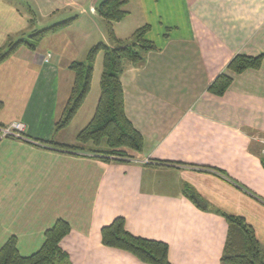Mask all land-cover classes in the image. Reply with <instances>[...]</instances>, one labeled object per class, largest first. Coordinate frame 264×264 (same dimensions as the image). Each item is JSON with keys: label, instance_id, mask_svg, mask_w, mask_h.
Returning <instances> with one entry per match:
<instances>
[{"label": "crops", "instance_id": "0c3cea01", "mask_svg": "<svg viewBox=\"0 0 264 264\" xmlns=\"http://www.w3.org/2000/svg\"><path fill=\"white\" fill-rule=\"evenodd\" d=\"M22 1L26 9L0 0V54L74 21L0 65V127L22 122L26 138L0 133V249L16 237L30 256L64 220L71 264H144L102 243L101 230L124 218L132 235L167 244L171 264H220L226 214L243 218L264 252V158L254 140L264 138V61L239 75L227 69L237 55L264 54V0H127L117 38L130 44L150 26L146 40L156 46L121 78L126 115L144 139L130 160L150 164L107 162L93 157L92 144L77 153L55 146L78 145L95 115L102 53L85 103L55 131L74 84L70 65L99 43L113 47L97 13L104 0ZM222 74L233 82L217 96L209 88Z\"/></svg>", "mask_w": 264, "mask_h": 264}, {"label": "trees", "instance_id": "16d2710c", "mask_svg": "<svg viewBox=\"0 0 264 264\" xmlns=\"http://www.w3.org/2000/svg\"><path fill=\"white\" fill-rule=\"evenodd\" d=\"M127 4V0H104L97 7L98 15L106 23L107 37L113 47L99 43L88 51L84 62L75 61L70 65L69 69L74 74V84L55 131L67 128L85 103L91 90L97 56L102 53L103 73L99 102L93 119L78 135V145L53 144L59 149L77 153L85 151V145L92 144L94 148L90 153L100 156L107 162H110L111 156L119 158L115 162L135 159L143 151V136L133 126L125 112L121 78L127 64H141L145 55L155 50L156 46L146 40L150 26L138 29L133 34L130 44L117 38L113 25L129 15L126 10ZM73 21L69 20L49 29L34 32L28 40L9 44L7 50L0 54V65L22 46L35 50L50 33L69 26ZM263 61L264 54L256 57L237 55L228 64L227 69L239 75L247 70L260 69ZM232 82L230 76L222 74L212 83L209 92L223 96ZM2 107L3 103L0 102V111ZM104 144L107 149H101ZM223 217L228 224V235L220 264H264V252L254 230L243 218L226 214H223ZM70 231L71 227L66 221L58 220L46 231L41 249L27 257L19 253L17 239L12 237L0 249V264H71L67 253L61 248V242ZM101 238L104 246L129 253L144 264H171L167 244L132 235L126 229L124 218H117L104 227L101 230Z\"/></svg>", "mask_w": 264, "mask_h": 264}, {"label": "built area", "instance_id": "2783aa9c", "mask_svg": "<svg viewBox=\"0 0 264 264\" xmlns=\"http://www.w3.org/2000/svg\"><path fill=\"white\" fill-rule=\"evenodd\" d=\"M24 131H25V125L22 122L13 123L8 127H0L1 139L13 138L17 140H26L24 136ZM254 140L261 145V155L264 158V138L256 137L254 138ZM93 157L101 158L100 156H97V155H94ZM118 159L119 158L114 157V156L109 157L110 162H115ZM128 161H134V160H128ZM134 162H137V161H134ZM137 163L150 164L149 160H146L144 162H137Z\"/></svg>", "mask_w": 264, "mask_h": 264}, {"label": "rangeland", "instance_id": "374dc122", "mask_svg": "<svg viewBox=\"0 0 264 264\" xmlns=\"http://www.w3.org/2000/svg\"><path fill=\"white\" fill-rule=\"evenodd\" d=\"M18 1V3L22 6L23 5V7H24V9H26V4L22 1V0H17ZM33 6V5H32ZM34 7V6H33ZM34 10H35V8H33ZM102 20V19H101ZM103 22V21H102ZM105 22V21H104ZM39 23H40V21H39ZM45 23V22H44ZM44 23L42 22V25H44ZM41 24V23H40ZM40 27V26H39ZM44 27V26H43ZM101 149H107V147H106V145H102V147H101Z\"/></svg>", "mask_w": 264, "mask_h": 264}]
</instances>
